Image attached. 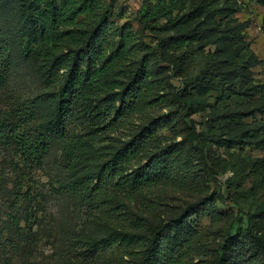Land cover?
Wrapping results in <instances>:
<instances>
[{
	"label": "rangeland",
	"instance_id": "rangeland-1",
	"mask_svg": "<svg viewBox=\"0 0 264 264\" xmlns=\"http://www.w3.org/2000/svg\"><path fill=\"white\" fill-rule=\"evenodd\" d=\"M102 2L93 21L131 41L110 38L101 77L80 80L65 135L31 171L0 146V264H140L163 225L180 244L173 264H218L225 242L241 240L251 264H264L251 238H264V0H167L156 11L158 0ZM44 8L30 17L19 0H0L13 59L0 110L39 95L49 120L71 68L90 65L74 56L95 22L43 26ZM158 155L163 171L147 183L140 169ZM112 160L119 176L97 188Z\"/></svg>",
	"mask_w": 264,
	"mask_h": 264
},
{
	"label": "trees",
	"instance_id": "trees-1",
	"mask_svg": "<svg viewBox=\"0 0 264 264\" xmlns=\"http://www.w3.org/2000/svg\"><path fill=\"white\" fill-rule=\"evenodd\" d=\"M19 2L23 12L30 17L33 16V4L44 5V10L38 13L41 24L43 26L51 24L56 28L60 26L74 27L78 18L86 15H89L91 22H95L93 18L98 17L104 4L102 0H19ZM158 2V7H151L155 11L160 6L167 5V0H158ZM85 33L84 43L75 53L74 63L87 60L90 65H87L88 68L85 72H79L77 68H74L75 66L71 68L65 85L57 93L54 111L49 120H45L42 115L39 95L32 100L16 101L9 111L0 110V146L12 145L26 171L39 167L53 140L65 135L68 119L78 98L76 97L79 93L78 90L82 89V85H86L89 81L101 77L102 67L110 61L109 57L105 58L103 54L106 45L110 43L111 39L116 38H119L122 44L120 47H126L131 41L130 30L126 31L123 27L121 29L113 28L103 16L100 21L90 24V28ZM99 63H101V68L95 69L94 72L90 70L93 65ZM12 71V45L5 35L0 33V90H4L8 85ZM203 75L206 76L207 74L203 73ZM204 78L206 79V77ZM82 79L85 82L81 85L80 80ZM122 103H124L123 100ZM195 137L199 142L212 139L208 134H198L197 132H195ZM165 158L164 155L153 156L147 164L141 167L140 170L149 177L147 183L163 171V166L166 163ZM114 160L117 161L116 158ZM114 160L104 164L98 171L96 176L97 188L109 186L111 179L119 176L118 163ZM139 175L135 179L145 181V178L141 177V174ZM81 179H86V177ZM136 183L143 184L141 182ZM209 206L210 204L204 201L201 210L209 211ZM189 217L177 219L174 228L183 224L184 219L187 221ZM252 218L253 216H251V221ZM168 227L169 225H163L156 229L152 240L144 251V258L140 264H173L174 259H178L180 244L175 242V245L171 241L167 233ZM252 237H257L255 242L264 250V238L251 234ZM228 247L231 248L230 255L226 253ZM247 247L244 240L237 241V243L232 242V244L225 242L223 257L218 264H251L252 259Z\"/></svg>",
	"mask_w": 264,
	"mask_h": 264
}]
</instances>
